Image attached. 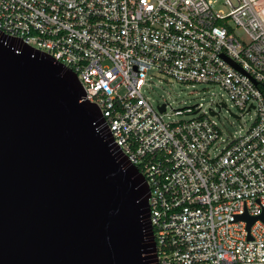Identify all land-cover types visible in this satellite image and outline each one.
<instances>
[{"label": "built area", "instance_id": "1", "mask_svg": "<svg viewBox=\"0 0 264 264\" xmlns=\"http://www.w3.org/2000/svg\"><path fill=\"white\" fill-rule=\"evenodd\" d=\"M0 29L97 103L150 188L158 264H264V0H0ZM150 69L217 83L255 118L229 139L211 113L182 117L198 103L166 120L142 92Z\"/></svg>", "mask_w": 264, "mask_h": 264}, {"label": "water", "instance_id": "2", "mask_svg": "<svg viewBox=\"0 0 264 264\" xmlns=\"http://www.w3.org/2000/svg\"><path fill=\"white\" fill-rule=\"evenodd\" d=\"M149 195L76 72L0 29V264H158Z\"/></svg>", "mask_w": 264, "mask_h": 264}, {"label": "rangeland", "instance_id": "3", "mask_svg": "<svg viewBox=\"0 0 264 264\" xmlns=\"http://www.w3.org/2000/svg\"><path fill=\"white\" fill-rule=\"evenodd\" d=\"M218 7L226 9L223 4L218 3ZM123 88H120L122 91ZM142 92L147 96L153 106L167 102V114L164 119L171 120L181 117L172 114L174 108L200 104L199 112L183 115L191 117L196 115H210V108L218 111L212 114L222 129V136L229 139L244 131L251 125L255 118V110L251 108L248 112L239 115V109L233 104L225 89L217 83L198 81H178L171 76L165 75L155 69H150L147 74V83L143 86ZM224 102L225 105L218 106L216 103ZM222 143L219 144L221 146Z\"/></svg>", "mask_w": 264, "mask_h": 264}]
</instances>
